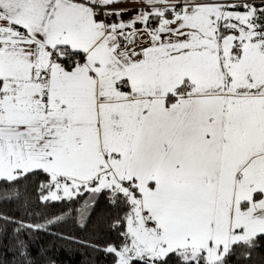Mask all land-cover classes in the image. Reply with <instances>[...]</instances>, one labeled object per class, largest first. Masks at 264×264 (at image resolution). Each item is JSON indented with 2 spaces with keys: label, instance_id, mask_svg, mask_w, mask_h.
Listing matches in <instances>:
<instances>
[{
  "label": "snow or ice",
  "instance_id": "snow-or-ice-1",
  "mask_svg": "<svg viewBox=\"0 0 264 264\" xmlns=\"http://www.w3.org/2000/svg\"><path fill=\"white\" fill-rule=\"evenodd\" d=\"M264 264V0H0V264Z\"/></svg>",
  "mask_w": 264,
  "mask_h": 264
},
{
  "label": "trees",
  "instance_id": "trees-1",
  "mask_svg": "<svg viewBox=\"0 0 264 264\" xmlns=\"http://www.w3.org/2000/svg\"><path fill=\"white\" fill-rule=\"evenodd\" d=\"M62 261H65V264H68V262L65 260L64 257H61ZM74 264H79V257L73 258Z\"/></svg>",
  "mask_w": 264,
  "mask_h": 264
}]
</instances>
